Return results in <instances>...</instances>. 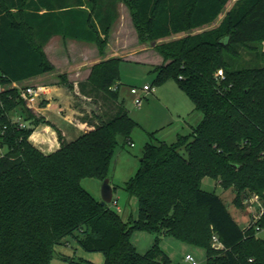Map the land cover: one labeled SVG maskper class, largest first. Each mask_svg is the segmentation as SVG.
Instances as JSON below:
<instances>
[{
	"label": "trees",
	"instance_id": "16d2710c",
	"mask_svg": "<svg viewBox=\"0 0 264 264\" xmlns=\"http://www.w3.org/2000/svg\"><path fill=\"white\" fill-rule=\"evenodd\" d=\"M59 3L0 0V264H51L70 238L103 253L105 264H172L159 248L163 237L205 249L206 264H264V236L242 229L221 197L202 189L212 178L234 189L242 207L253 194L264 198V0H79L78 10L63 11L79 15L81 30L69 35L95 43L100 61L84 82L60 76L83 111L84 133L68 142L56 130L59 149L44 153L31 141L41 119L18 86L55 72L43 47L61 33ZM119 3L129 7L143 45L185 34L157 44L163 64L153 69L155 83L176 80L203 114L172 143L148 134L140 168L124 185L139 201L135 221L82 186L108 178L117 149L139 127L120 101L122 59L105 55ZM21 108L29 115L19 116L25 129L13 116ZM257 225L264 230V216ZM136 231L157 236L144 255L131 242Z\"/></svg>",
	"mask_w": 264,
	"mask_h": 264
},
{
	"label": "rangeland",
	"instance_id": "374dc122",
	"mask_svg": "<svg viewBox=\"0 0 264 264\" xmlns=\"http://www.w3.org/2000/svg\"><path fill=\"white\" fill-rule=\"evenodd\" d=\"M119 4V19L113 30L114 35L109 32V39L113 37V40H115L114 43L111 44L112 47L116 48V46H119L120 49L125 52L122 56L124 60L120 63V79L122 83L120 101L125 108L129 110L131 117L140 123V126L132 132L130 142L124 148L119 147L117 149L111 163L108 179L111 185L117 188V190L109 206L112 210L117 212L118 207H120L121 212L118 213L124 221H135L139 217V201L135 196L130 195L124 189V185L135 177L140 168V160L143 155L144 147L146 143L149 142L148 133H154L156 139L160 141L172 143L176 141L178 133L188 134L190 132L186 122L195 128L198 127L202 122L203 114L199 111H194L195 106L192 100L180 89L176 80L170 79L161 85L155 83L156 75L153 73V68L157 67V65L162 62V57L156 50L157 44L168 42L172 39H180L184 37L185 34H179L172 39L158 41L156 44L143 45L139 41L129 7L125 3ZM233 5L234 2L227 6L226 11ZM214 26L215 25L212 27ZM109 43L108 40V44ZM51 48H53V46ZM133 50L138 51L140 56L130 54L131 57H128L127 54ZM43 52L49 60L45 51V46L43 47ZM56 52L57 48L54 47L51 53L54 55ZM51 59L57 60V64L54 66V73L42 76V79L36 78L26 81L18 87L20 89L29 86L45 88L49 84L58 82L65 88L62 79H60L61 75L66 76L67 81L71 83V78H69L71 73H69V71L58 70V68H62L59 64L63 62V58L58 56V58L53 57ZM246 59L247 61L249 60L248 58ZM73 62L72 59L71 65H65V68H74L76 63ZM91 65L93 66L94 64L92 63ZM146 85L152 87V92L146 96L143 93L141 94L143 103L141 107H138L135 103V97L130 93V90L132 87L142 89ZM45 90L47 92L46 88ZM67 105L70 109L69 103H67ZM38 107H40V102L34 106H28L26 104V108L32 110L34 113L37 111ZM72 107L79 109L73 97ZM69 111L71 112V110ZM69 111H67V113H69ZM13 116L15 118H19V116L25 118L29 115L21 108L17 112H14ZM71 118L75 123H78L76 122L78 121L77 115L71 114ZM21 120L23 121V118ZM162 127H164V129L160 131L159 129ZM36 129L37 127H35V131ZM2 152L3 151L0 149V156ZM102 183L103 181L98 179H85L82 182V186L93 195L95 199L100 201ZM202 189L220 196L238 225L242 229L247 228L249 214L246 205L242 207L241 203L237 202L234 189L224 190L219 180L212 178L203 180ZM115 201H117V204H115ZM261 235L264 236V233ZM156 237L155 234L136 231L131 235L130 239L138 253L144 255L154 246ZM159 248L170 257L172 264H191L185 260L188 254L192 255L198 264H206L207 252L205 249L184 243L173 237H163L159 242ZM105 261L106 258L103 253L87 252L80 246L76 239L70 238L68 244L57 247L55 257L51 264H105Z\"/></svg>",
	"mask_w": 264,
	"mask_h": 264
},
{
	"label": "crops",
	"instance_id": "0c3cea01",
	"mask_svg": "<svg viewBox=\"0 0 264 264\" xmlns=\"http://www.w3.org/2000/svg\"><path fill=\"white\" fill-rule=\"evenodd\" d=\"M63 1L64 0H55V2H60L59 4H61V2ZM65 1L69 3L68 7L61 8L59 4H56L57 6L55 11L56 13L59 14V19L56 20V23L61 33H57L50 38L48 43L45 45V51L53 66L57 64V60L51 58L53 57L58 58V56L62 57L63 62L59 64L62 68H58V70L69 71V73H71V75L69 76V78H71L72 81L71 83L78 84L88 79L92 70L91 64L92 63L95 64L100 61V54H99V49L95 43L85 41V38L69 35V33L73 34L74 32L76 33L80 32L81 23L78 14L76 15L69 13L65 14L63 11L70 9L78 10L80 6L78 3L79 0H65ZM119 6L120 4L117 7L118 16L115 19L110 29L112 35H114L113 30L119 19ZM83 9H86L89 12L88 8L83 7ZM46 12H47L46 8H42L40 14H44ZM98 29L99 31L101 29L99 25H98ZM82 32L84 33V36H88V32L86 31V28L82 29ZM114 41L115 40H113V37L109 39L110 43L108 44L107 51L105 52L106 58L108 59L114 57V58H121L122 60H124L122 56L125 52H123L119 46H116V48L111 46V44L114 43ZM52 46L53 48H51ZM54 47L57 48V52L53 55L51 52L54 49ZM130 54H135V56H140L139 52L135 50L127 54V56L131 57ZM72 59L76 63L75 67L65 68V65L66 66L71 65ZM162 64H163V58L161 64L157 66H160ZM38 79H42V77H39ZM14 86H18V85L15 84ZM45 88L47 89V92L41 96V99L39 101L40 107H38L36 111L37 113L36 112H35L36 114L34 113L35 116L37 115L36 116L37 118L41 119V123L40 125L37 126L36 131L31 137V141L44 153H52L58 150L60 147L56 130H60L64 134V137L68 142L76 140L84 133L83 127L79 123H75L74 120L71 118V114L77 115V117L82 116L83 111L79 107H77L79 109L72 107V96L70 94H67L66 92L67 90L66 88H63L62 84H59L58 82L52 83L47 85ZM67 103H69L70 109L67 107L68 106ZM69 110H71V112ZM67 111H69V113H67ZM137 123L140 126V123L139 122ZM186 123H187L186 125H188L190 129V132L188 134L178 133L176 138L179 135H189L192 132V130L195 128L192 125H190L188 122ZM163 129L164 127L160 128L159 130L161 131ZM113 188L115 194V187ZM101 200L102 199H100V201Z\"/></svg>",
	"mask_w": 264,
	"mask_h": 264
},
{
	"label": "built area",
	"instance_id": "2783aa9c",
	"mask_svg": "<svg viewBox=\"0 0 264 264\" xmlns=\"http://www.w3.org/2000/svg\"><path fill=\"white\" fill-rule=\"evenodd\" d=\"M219 76H223L222 71L219 72ZM150 92H152V87L148 85L144 86L142 89L132 87L130 90V93L135 97V103L138 107H141L143 103L141 94L143 93L146 96ZM44 93H46L44 87L29 86L21 90V97L28 106H34L40 101ZM21 119L22 118L18 119L19 127L23 129L27 128V124ZM115 204H117V201H115ZM245 205L249 214L247 228L254 227L259 234L264 233V230L257 225L258 221L264 216V198L260 195L253 194L246 200ZM118 212H121L120 208H118ZM213 245L217 248L223 247L217 236H213ZM185 260L191 264H198L192 255H187Z\"/></svg>",
	"mask_w": 264,
	"mask_h": 264
},
{
	"label": "water",
	"instance_id": "95a60500",
	"mask_svg": "<svg viewBox=\"0 0 264 264\" xmlns=\"http://www.w3.org/2000/svg\"><path fill=\"white\" fill-rule=\"evenodd\" d=\"M114 197V188L110 183V180L106 178L101 187V204L103 206L110 205Z\"/></svg>",
	"mask_w": 264,
	"mask_h": 264
}]
</instances>
